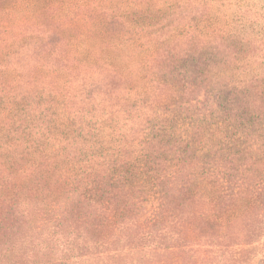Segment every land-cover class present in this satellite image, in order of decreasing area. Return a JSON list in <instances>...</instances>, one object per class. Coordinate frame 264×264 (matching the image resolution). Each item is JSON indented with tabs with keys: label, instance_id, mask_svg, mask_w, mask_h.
I'll return each mask as SVG.
<instances>
[{
	"label": "trees",
	"instance_id": "16d2710c",
	"mask_svg": "<svg viewBox=\"0 0 264 264\" xmlns=\"http://www.w3.org/2000/svg\"><path fill=\"white\" fill-rule=\"evenodd\" d=\"M72 1L16 32L0 0V264H264L256 26L222 0H86L84 36Z\"/></svg>",
	"mask_w": 264,
	"mask_h": 264
},
{
	"label": "rangeland",
	"instance_id": "374dc122",
	"mask_svg": "<svg viewBox=\"0 0 264 264\" xmlns=\"http://www.w3.org/2000/svg\"><path fill=\"white\" fill-rule=\"evenodd\" d=\"M78 1L79 3L74 5ZM85 3L86 0H73L67 2L66 6H61V9H64L61 15L64 20L61 22L70 32L84 36L92 32L97 34L101 29L94 23L96 11L79 8V5L85 7ZM44 5L45 0H16L14 10L6 20L10 21L9 25L16 26L15 31L18 32V24H37ZM214 8L218 12V19L221 18L222 23L225 22L229 29L241 30L247 23L256 26L254 35L249 36L247 32L244 33L264 53V0H222L220 4L216 2ZM219 23L221 22L218 20L217 24ZM95 38L96 36H91V41Z\"/></svg>",
	"mask_w": 264,
	"mask_h": 264
}]
</instances>
